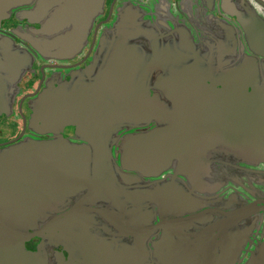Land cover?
Listing matches in <instances>:
<instances>
[{
	"label": "flooded vegetation",
	"instance_id": "1",
	"mask_svg": "<svg viewBox=\"0 0 264 264\" xmlns=\"http://www.w3.org/2000/svg\"><path fill=\"white\" fill-rule=\"evenodd\" d=\"M202 1L199 15L186 9L185 24L177 27L167 20H157L153 7L147 8L145 0H10L6 7L3 2L0 4L2 41L6 35L9 48H19L9 53L20 62L14 68V58L8 54L0 57L2 256L27 258L22 264H57L61 260L136 264L121 249L113 253L120 242L134 239L126 232L134 227L131 214L124 207L123 198L117 196L123 187L118 173L137 183L153 180V197L170 195L148 200L150 210L144 217L151 210L155 213L158 208L178 206L186 193L199 203H208L194 213L206 208L222 209L219 199L229 195L233 199L229 207L223 208L225 211H236L252 201H257V207L262 205L259 200H264V56L250 46V35L254 41L264 37L258 36L259 31L254 32L257 25L264 26V0ZM207 12L209 19L205 22L203 15ZM67 21L74 25L68 33H72L71 43L82 41L80 49L76 53L65 48L49 50L47 33ZM30 28L36 29L33 37L25 31ZM33 45L39 50L37 53L30 51ZM223 46L229 50L224 56L231 58L228 67L221 55ZM113 55L123 61L119 70L121 81L115 85L110 81L111 70L106 77L102 75ZM249 59L257 66V78L251 84L255 105L242 120L240 140L238 134L193 132L184 142H174L167 154L153 142L151 157L159 162L153 164L150 177L137 168L144 163L139 157L122 161L136 137L181 121L180 109L159 89L157 79L178 82L181 72L191 66L192 74L210 81ZM79 72L82 80L75 88L85 92L89 86L95 89L99 104L96 117L90 110L88 116L78 120L59 117L56 126L49 122L32 123L29 101L41 91L53 93L55 101H62L63 106L55 111L73 112L65 97L72 89L69 80ZM115 92L119 95L113 101L110 97ZM80 101L83 105L86 100ZM47 116L41 117L46 121ZM59 126H64L61 136L75 145L69 144V140L65 143L53 131ZM54 144L61 147V155L77 150L86 154V181L48 176L50 167L41 169L39 164L38 169L34 161L30 163L25 157L31 148L50 146L52 150ZM163 155L166 156L161 162ZM35 168L42 170V176H34L41 178V183L30 181ZM59 168L60 177L70 170ZM90 174H95V180L89 178ZM238 192L245 196L241 202L236 199ZM249 216L243 221L242 235L256 224L255 230L264 236V211ZM218 218L225 219L220 214ZM39 230L41 234L30 236ZM220 235L208 234L204 238L205 248L214 249ZM235 240L230 242L232 250L236 248Z\"/></svg>",
	"mask_w": 264,
	"mask_h": 264
},
{
	"label": "water",
	"instance_id": "2",
	"mask_svg": "<svg viewBox=\"0 0 264 264\" xmlns=\"http://www.w3.org/2000/svg\"><path fill=\"white\" fill-rule=\"evenodd\" d=\"M9 1L0 0V4L3 2L6 7V3ZM13 1L15 2V0ZM48 16L50 14H47V18ZM55 19H57V16ZM73 26V23L71 24L69 21L64 22L61 26L55 25L53 31L48 32L45 37L48 49L52 51L53 49L60 50L65 48V51L69 49L72 53L78 52L82 41L71 43L72 33L68 36V33L73 30ZM245 29H248L247 26H245ZM35 30L30 28L25 31L29 33L27 35L33 37L36 34ZM257 31L260 33L259 37L264 36V26L257 25L254 32L257 33ZM250 36V46L256 53L264 56V37L256 38L254 41L252 35ZM2 39L0 34V57L3 58L8 54L14 58L16 65L14 68L19 67L20 62L17 57L13 53H9V51H16L18 47L14 46L13 49H10L8 37L5 35L4 41ZM30 51L37 53L39 50L33 45ZM31 52L28 51L27 53ZM121 64H123V61L120 62L118 57L113 55V60L103 68L102 75L104 77L109 74L110 70L112 71L110 81L113 85L120 84L119 70L121 69ZM190 67L188 70L181 72L178 82H173L168 78H160L156 81L159 89L163 90L175 102L176 108L180 109L181 121L174 126L152 129L145 135L136 137L134 143L125 150L122 157V161L126 159L128 162L139 157L144 163L137 168L139 171L146 173L148 177L151 174L153 175V164L159 162L153 160V156L151 157L153 151L150 148L153 146V142L159 147L161 152L165 150V154H167L166 151L171 148L174 142H184L188 136H193V132L218 135L238 134V140H240L239 136L243 131L242 120L247 111L255 105L251 84L257 78V66L253 59L243 61L238 67L221 76L214 77L210 81L205 77L192 74ZM84 70L87 71V69H82V71ZM87 74L91 75L92 73L88 72ZM93 77H90V80ZM79 80H82L81 74L76 76L75 79L71 78L69 80L70 88L72 87V89L68 90V94L65 97H68V103L71 104L69 106L73 109V112L55 111V109L63 106L62 101H55L53 93L41 91L29 101L31 110L29 117L32 123L49 122L56 126L59 125V117L78 120L82 119L85 114L88 116L90 110L95 116L99 105L96 91L92 86H89L90 89L87 88L89 91L86 92L81 88L76 89L75 87H78ZM102 90L107 93L106 90ZM118 95L119 93L115 92L110 98L114 101ZM83 98L86 101L82 105L80 100ZM47 113L50 114L47 116ZM42 115L47 116L46 121L41 117ZM74 123L76 124V122ZM63 129L64 126H59L57 130L53 131L59 133L61 140L66 143L69 139L61 136ZM68 143L76 144L70 140ZM54 145L52 150L50 146H47L48 149H42L43 147L40 148L38 146L31 148L25 153V157L30 160V163L34 161L37 168L39 164L41 169L44 166L46 169L50 167L52 171L50 173L48 170V176L51 175V177L63 180L74 179L77 182L79 180L86 181V154L81 150H77L61 155L59 152L61 147L59 148L57 144ZM165 156H162L161 162L164 161ZM59 167L67 168L66 170L70 169L69 172L65 173L66 177L65 175L64 177L59 176ZM91 167L92 165L88 167L90 173ZM37 168L31 170L30 181L41 183V178L38 176L34 177L36 173L43 174L42 170L39 171V168ZM53 168H56V171H53ZM63 171L64 169L60 172ZM44 174L46 173L44 172ZM118 177L123 183V187H120V190L117 191V196L123 198L124 207L129 209L128 213L131 214L130 222L133 224L131 226H134L132 231L126 232L130 233L134 239L129 242H120L113 249V253L117 249H121V252L133 258L136 264H146L147 261L150 262L148 264H264V236L258 230H255L256 224L251 227L248 234L244 233L242 235L240 231L243 228V221L247 217H251L249 215H255L261 210L264 211V200H259L262 203L260 207L256 206L257 201H252L250 205L241 207L236 211H225L223 208L229 207L233 199L229 195L226 198L220 197V201L218 200L220 203L222 202V209H216L217 207L213 210L206 208L194 213L196 208L208 206V203L206 202V205H204L203 200L202 203H199L191 196H188L190 193H186L178 206L165 210L158 208L155 213L151 210L149 215L144 217L145 212L150 210L147 205L148 200H153L155 197L159 199L162 197L168 198L170 195L164 193L161 196L153 197V180L149 182L137 180V183L134 180L125 178L121 173H118ZM89 178L95 180V174H90ZM134 188L143 189L138 192L137 190L134 191ZM254 190H257L256 186ZM123 191H127V193ZM180 192H182V189H180ZM235 195L240 202L245 197L241 192ZM218 214L224 216L225 219L218 218ZM153 221L156 222L154 223ZM172 223H176V226H173ZM162 229L166 230L161 232ZM219 230L223 231L219 232ZM41 233L42 230H39L30 236ZM214 233L221 235L217 239V246L209 250L208 247L205 248L204 238L208 234L216 235ZM258 235L260 236L259 239L257 238ZM235 238L236 248L232 250L230 242L231 239ZM22 260L26 262L27 258L2 256V244L0 242V264H22ZM57 264H89V262L88 260H61Z\"/></svg>",
	"mask_w": 264,
	"mask_h": 264
},
{
	"label": "rangeland",
	"instance_id": "3",
	"mask_svg": "<svg viewBox=\"0 0 264 264\" xmlns=\"http://www.w3.org/2000/svg\"><path fill=\"white\" fill-rule=\"evenodd\" d=\"M227 3L230 0H225ZM252 1V0H251ZM145 2L148 4L147 8L150 9L153 7V14L154 17L157 18V20H167L170 24H172L174 27H177L180 25V23L185 24V20L187 18V10L191 9L194 10L196 14L199 15L200 8H202L203 1L202 0H145ZM257 5V4H256ZM188 6V7H187ZM191 6V8H190ZM252 6H254V3L252 2ZM157 15V16H156ZM209 13L207 12L206 15H203V19L205 22L209 19L208 16ZM183 24V25H184ZM182 25V26H183ZM186 28V27H185ZM35 28H32L34 30ZM224 53L222 55V59L226 62L227 67L230 66V57H225L224 55H227V47L223 46ZM218 51H220L218 49ZM228 62V63H227Z\"/></svg>",
	"mask_w": 264,
	"mask_h": 264
}]
</instances>
